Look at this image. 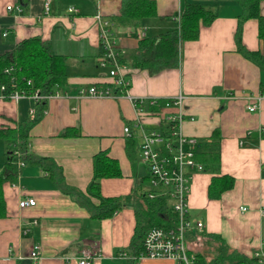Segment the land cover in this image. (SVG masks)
<instances>
[{
  "label": "crops",
  "instance_id": "1",
  "mask_svg": "<svg viewBox=\"0 0 264 264\" xmlns=\"http://www.w3.org/2000/svg\"><path fill=\"white\" fill-rule=\"evenodd\" d=\"M154 1L155 17L119 24L114 18L120 13L121 0H49L47 10L45 0H0V53L24 38L39 36L51 53L66 56L68 74L63 91L45 101L43 114L30 126L26 138L29 153L52 160L59 170L51 175L41 164L25 162L16 167L15 179L2 185L6 216L0 218V264H27L26 254L34 243L40 245L41 264H76L81 250L91 244H98L100 249L94 264H173L168 259L131 260L120 256L123 251L135 254L141 247L142 238L133 237L136 217L131 202L102 219L91 217L79 203L82 196H87L93 155L100 150L116 159L121 172L99 180L103 196L147 190V168L139 155L140 135L142 131L167 130L166 116L178 110L175 105L159 104L138 113L126 95L80 93L90 86L115 90L109 66L98 62L96 15L112 22L117 47L123 51L127 66L128 94L158 100L180 95L183 134L197 139V151H218L217 169L192 173L187 195L189 215L202 221L203 232L219 234L229 247L248 257L262 247L264 68L236 50L234 30L241 8L235 0ZM188 2L211 4L217 16L209 25L200 24L197 39L178 43L176 66L156 72L134 67L131 56L138 40L176 28L177 14ZM9 4L20 9L8 10ZM259 7L264 14V0ZM241 38L248 50H259L264 58L255 18L243 22ZM247 96H259L256 110L247 109V103L254 100ZM31 104L28 97L0 99V128L34 119L29 114ZM125 125L132 131L135 150L127 148ZM5 157L2 139L0 172ZM216 174L230 175L234 183L218 198H210L208 185ZM62 184L70 191H64ZM25 197H33L35 204L20 209L18 201Z\"/></svg>",
  "mask_w": 264,
  "mask_h": 264
},
{
  "label": "trees",
  "instance_id": "2",
  "mask_svg": "<svg viewBox=\"0 0 264 264\" xmlns=\"http://www.w3.org/2000/svg\"><path fill=\"white\" fill-rule=\"evenodd\" d=\"M241 11L236 15L234 42L237 52L264 68L262 53L248 50L242 42V25L249 18L257 20V37L264 45V14L260 12L261 0H235ZM157 15L154 0H121V10L115 22L119 24L135 23L143 18ZM217 13L211 4L188 2L177 14V27L153 36L141 37L132 53V65L156 72L163 67L176 66L179 60L178 43L198 38L199 27L209 25ZM100 48V53L102 48ZM66 56L51 53L47 43L39 36H32L18 41L13 48L0 53V83H9L12 77L19 88L29 92L39 88L43 94L63 91L66 79ZM123 61V59H122ZM11 69L5 72L4 69ZM30 80V84H26ZM115 89V87H114ZM116 90V89H115ZM114 90V91H115ZM164 100H157L154 105L143 102L145 110L158 108ZM34 119L25 118L18 121L14 127L0 128V138L5 141L6 157L0 172V218L6 216L5 200L2 185L5 181H13L16 176V160L24 163L36 162L51 175L59 170L57 165L45 157H37L27 151V134L30 126L43 114L45 101L34 103ZM68 134L74 132L66 131ZM164 134L167 130L162 131ZM135 139H127V148L136 149ZM20 151V156L16 155ZM195 159L202 164V170L217 169L219 154L217 150L194 152ZM217 173V172H216ZM121 174L116 159L106 151L100 150L93 155V172L87 188V196L81 197L79 203L97 219L111 217L119 208L132 203L136 217V227L133 237L143 238L145 231L152 226L172 228L177 225V213L170 207L169 198L159 195L150 198L144 192L136 190L124 196L106 197L100 192L99 180L103 177H116ZM148 179V178H147ZM234 178L227 174H216L210 179L208 196L218 198L220 194L232 187ZM69 192V187L61 185ZM92 198L96 201L94 202ZM186 243L190 251L195 253V264H258L256 259L229 247L217 233L199 232L186 233ZM141 248V247H140Z\"/></svg>",
  "mask_w": 264,
  "mask_h": 264
},
{
  "label": "built area",
  "instance_id": "3",
  "mask_svg": "<svg viewBox=\"0 0 264 264\" xmlns=\"http://www.w3.org/2000/svg\"><path fill=\"white\" fill-rule=\"evenodd\" d=\"M49 0H45L44 8L48 9ZM6 8L20 9L19 5H7ZM73 11V8H69ZM99 23V46L102 52L98 57L100 65L109 66L108 73L113 77L115 91L110 87L104 86L97 88L90 86L86 91L80 93L88 96H111L118 97L126 95L132 103H134L138 113L145 111L141 106L143 102L149 105L157 103L155 98H136L132 97L127 92L128 80L126 78V64L122 61L121 49L117 47V37L112 31V22L96 15ZM5 34V33H4ZM11 69H4L8 72ZM14 77L7 83H0V99L14 100L28 97L32 100L29 107V114L34 115V103H42L50 96L58 94H43L39 88H35L27 92L18 87L14 81ZM26 84H30V80H26ZM253 98L252 102H248L246 107L249 111L256 110L259 96ZM181 96L170 99H164L163 105L168 107L175 105L178 110L168 113L167 132L162 131H142L139 143L140 160L145 164L148 175V189L145 193L148 197L154 198L159 195H165L169 198L170 207L177 213V225L172 228H162L152 226L148 228L142 238L141 248L138 252L128 255L126 252H121L120 256L131 260H139L143 258L149 259H168L173 264H195V253L190 251L186 243V233L188 231H203V223L200 219L190 216L187 207V195L189 192V184L192 173L195 170H201L202 164L194 157V152L197 148L198 141L194 137H189L182 132V121L184 114L181 109ZM264 129V127H262ZM125 136H131L132 131L128 125L123 127ZM20 156L21 152H15ZM24 165V161L16 160V167L20 168ZM35 204L33 197H25L19 199V208L32 206ZM244 209V207H242ZM35 222V221H34ZM41 249L37 243L31 244L26 254L27 264H41ZM100 256L98 244H91L90 247L83 248L80 255L77 257L76 264H94V260ZM252 257L256 259L258 264H264V239H262V247L252 253Z\"/></svg>",
  "mask_w": 264,
  "mask_h": 264
},
{
  "label": "rangeland",
  "instance_id": "4",
  "mask_svg": "<svg viewBox=\"0 0 264 264\" xmlns=\"http://www.w3.org/2000/svg\"><path fill=\"white\" fill-rule=\"evenodd\" d=\"M0 141H2V139H1ZM1 143H2V142H1Z\"/></svg>",
  "mask_w": 264,
  "mask_h": 264
}]
</instances>
